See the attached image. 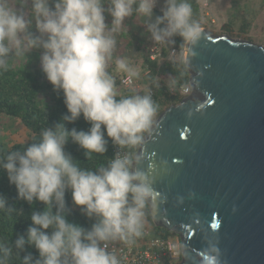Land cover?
<instances>
[{"label": "clouds", "instance_id": "obj_1", "mask_svg": "<svg viewBox=\"0 0 264 264\" xmlns=\"http://www.w3.org/2000/svg\"><path fill=\"white\" fill-rule=\"evenodd\" d=\"M157 2L0 0V68L7 67L10 55L42 50L41 70L54 91L63 94L68 110L60 122L42 130L39 141L0 161V168L16 186L18 199L45 205L32 212L27 238L20 235L13 245L0 243V264L13 246L20 255L26 244L33 245L39 257L28 253L23 264H120L115 252L108 251V242L128 244L143 235L145 209L158 193L150 175L137 166L140 157L119 150L143 144L157 107L147 94L117 99L115 80L106 69L116 47L113 34L134 12L147 18L146 31L155 44H174V37L182 38L187 45L180 54L182 63H188L185 53L196 55L192 46L202 29L192 20L188 0H165L163 15L153 19ZM105 12L112 17L111 26L106 24ZM116 65L127 69L123 59H117ZM81 116L90 125L87 131L65 126ZM69 139L85 150L87 159L92 153H106L109 139L119 150L106 167L83 170L65 151ZM68 190L81 212L95 218L90 229L67 219ZM6 205L7 198L0 194V209ZM217 252L215 247L208 249L203 264H219Z\"/></svg>", "mask_w": 264, "mask_h": 264}, {"label": "water", "instance_id": "obj_2", "mask_svg": "<svg viewBox=\"0 0 264 264\" xmlns=\"http://www.w3.org/2000/svg\"><path fill=\"white\" fill-rule=\"evenodd\" d=\"M201 29L185 53L190 93L136 152L158 193L149 214L180 236L178 264L212 247L219 264H264V45Z\"/></svg>", "mask_w": 264, "mask_h": 264}, {"label": "trees", "instance_id": "obj_3", "mask_svg": "<svg viewBox=\"0 0 264 264\" xmlns=\"http://www.w3.org/2000/svg\"><path fill=\"white\" fill-rule=\"evenodd\" d=\"M192 8V20L197 22L200 27H206L203 22V14L197 0H188ZM154 15H163L162 9H155ZM246 20V19H245ZM227 34L235 38H245L248 32L233 34L227 25ZM127 36L126 33L122 34ZM175 43L166 42L163 46V58L151 60L146 51L141 55L140 68L135 71H124L123 75H132L139 85L146 87V90L138 92L134 88L126 87L121 84V77H115V90L117 99L131 96L134 94L150 95L157 107L155 120L171 104L180 102L184 96L181 88L189 85L190 74L187 66L181 60L169 56L171 45L179 51H183L185 44L182 38H173ZM7 67L0 68V114L15 117L20 121L24 128L30 131V139L12 144L11 146L0 145V161H3L10 152H23L28 144L39 141L42 130L54 126L62 120L67 113L62 93L54 91L53 85L47 80L41 70L40 59L23 56L19 61L8 58ZM152 91V94H150ZM65 126L70 130L73 127L78 130L87 131L90 128L81 116L74 123L65 122ZM146 134V133H145ZM107 139V136H106ZM138 147L131 148V153L137 152ZM65 151L75 160L78 167L83 170L96 171L100 167H106L114 155V145L109 139L107 152L104 154L92 153L91 158L87 159L85 150L69 139ZM0 194L7 198V205L0 209V243L13 245L14 241L24 235L27 238V229L32 225L31 214L34 210H43L45 205L36 201L29 204L26 200L18 199L17 189L8 179L7 172L0 168ZM67 219L76 224L90 229L95 218H88L81 212V207L73 203L71 190L65 195ZM55 211V207L53 209ZM144 225L151 226L154 231L161 235H169L171 232L157 227L153 224L149 214L148 206L145 209ZM46 231H51L48 229ZM31 253L33 258L39 257V252L33 245H25V250L18 254L13 246L10 256L6 257L3 264H23V257Z\"/></svg>", "mask_w": 264, "mask_h": 264}, {"label": "rangeland", "instance_id": "obj_4", "mask_svg": "<svg viewBox=\"0 0 264 264\" xmlns=\"http://www.w3.org/2000/svg\"><path fill=\"white\" fill-rule=\"evenodd\" d=\"M197 2L203 14V22L212 33H227L226 26L228 25L233 34L240 35L246 31L248 32L246 35L247 39L264 45V0H210V3L209 0H197ZM107 6L105 4V8ZM164 6L165 0H158L157 9L161 10ZM105 17L106 24L111 26V15L105 12ZM133 17L132 22L130 17H127L121 29L113 34L116 40V47L113 51L112 59L107 62L106 70L114 79L116 76L121 77L126 70L128 72L132 70L136 72L140 68L142 53L146 51L150 43H153L151 34L146 31L145 23L147 18L136 13H134ZM153 19H155V15ZM34 26L35 21L33 20V32L36 31ZM123 33H126L127 36H123ZM41 52L42 50L34 49L28 55H10L6 58V61H9L8 58L19 61L23 56L40 59ZM117 59H123L127 69H118L116 65ZM136 88L138 92L147 89L139 84H137ZM30 135V131L24 128L18 119L6 114H0V145L11 146L17 142L28 141Z\"/></svg>", "mask_w": 264, "mask_h": 264}, {"label": "built area", "instance_id": "obj_5", "mask_svg": "<svg viewBox=\"0 0 264 264\" xmlns=\"http://www.w3.org/2000/svg\"><path fill=\"white\" fill-rule=\"evenodd\" d=\"M157 8L158 2L155 9ZM163 46L164 43H153L148 46L147 54L149 58L151 60L162 59ZM183 51H179L171 45L169 56L179 60ZM120 81L126 87L137 89L138 83L130 74L123 75ZM190 90V85L181 88L184 95H188ZM150 94H152V91H150ZM118 150L114 146V153ZM119 151H121V154H124V152L131 153V148ZM108 251L115 252L120 264H178L182 258V242L178 234L171 232L167 236L161 235L156 233L151 226L144 225L141 237L134 238L128 244L121 241H110L108 242Z\"/></svg>", "mask_w": 264, "mask_h": 264}, {"label": "crops", "instance_id": "obj_6", "mask_svg": "<svg viewBox=\"0 0 264 264\" xmlns=\"http://www.w3.org/2000/svg\"><path fill=\"white\" fill-rule=\"evenodd\" d=\"M135 13V12H134ZM134 13H133V15H134ZM133 15L132 16H130V21L132 22L133 21V19H134V17H133ZM214 19V18H213ZM128 23V22H127ZM154 43V42H153ZM152 43V44H153ZM151 45V43L149 44V46Z\"/></svg>", "mask_w": 264, "mask_h": 264}]
</instances>
